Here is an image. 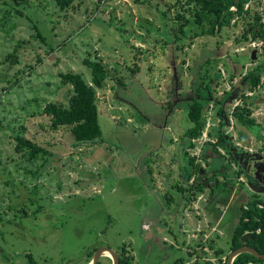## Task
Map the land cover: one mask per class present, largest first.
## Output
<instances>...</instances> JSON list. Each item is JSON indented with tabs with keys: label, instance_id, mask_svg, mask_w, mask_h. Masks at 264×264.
Segmentation results:
<instances>
[{
	"label": "rangeland",
	"instance_id": "1",
	"mask_svg": "<svg viewBox=\"0 0 264 264\" xmlns=\"http://www.w3.org/2000/svg\"><path fill=\"white\" fill-rule=\"evenodd\" d=\"M172 1L81 0L61 9L54 0H11L30 18L0 5V264H88L98 246L125 247L133 264L181 257L218 264L215 249L197 242L215 238L216 247L228 248L242 205L264 191V85L245 92L256 97L251 115L260 124L248 129L233 114L246 75L264 64L262 42L237 44L241 25L233 19L212 36H196L201 27H194L176 50L173 24L163 15ZM134 46L143 56L136 74ZM89 54L116 77L98 88L103 141L80 144L68 127L52 129L42 111L48 102L67 105L73 94L60 73L72 70L91 82L83 64ZM206 82L213 93L206 127L195 148L184 147L192 122L177 103ZM219 133L233 142L231 152ZM17 135L49 153L29 161L16 149ZM208 141H219L223 156ZM202 145L214 155L208 162ZM185 150L199 157V176L209 182L187 206L174 187L184 181ZM100 259L112 264L108 255Z\"/></svg>",
	"mask_w": 264,
	"mask_h": 264
},
{
	"label": "trees",
	"instance_id": "2",
	"mask_svg": "<svg viewBox=\"0 0 264 264\" xmlns=\"http://www.w3.org/2000/svg\"><path fill=\"white\" fill-rule=\"evenodd\" d=\"M12 1L17 5H20L26 0ZM54 1L61 9H67L73 6L75 2L81 0ZM10 2L11 0H0V5L3 4L5 7V5L11 4ZM11 6L13 5L11 4ZM13 7L16 15L30 18V16L25 14V12L21 9L15 6ZM9 15L10 11L4 12V18H7ZM163 15L166 18H169L173 24L174 29L172 33V42L177 45L176 50L182 48L183 38H193V36H191V32L194 27H201L200 32H195L196 36H212L217 33L226 32L231 24V21L235 19L234 25H241V33L235 39V42L237 44H247L251 41L262 42L261 48L262 54H264V0H173L169 3L168 9L164 11ZM97 16L100 17L99 15H96L95 17L97 18ZM2 21L6 22L3 19ZM33 26L37 30V34L35 36L45 41L46 38L39 28H37V24L33 22ZM166 26L167 25L165 24V28ZM184 43L185 42H183V44ZM135 46L134 48L139 51L136 53L139 61L136 59L130 66L132 67V72L134 74L138 73L142 68L141 63L143 58V56L139 57V55H142L140 51L141 48ZM91 55L92 54H89L83 59V64L92 72L91 82L86 81L82 73L74 72L72 70L60 73L63 81L72 86L73 94L70 96L67 105H62L57 102H48L42 111L50 117V126L52 129L68 127L74 135L76 141L80 144H93L98 143L101 140L103 141V130L99 120L101 105L98 101V88H103L109 77L114 75L116 77V74L112 72L113 70L109 68L108 64L103 62L101 59H93ZM15 58L16 56H14V59ZM207 61L209 62V59ZM201 76L202 82L205 80L204 73H202ZM263 76L264 64L259 65L250 71L246 75L245 81L242 83V87L238 90V93H240L239 98L242 99V105H237L233 114L237 122L248 129H251L256 124L260 123H257V118L251 115L252 106H255L256 97L255 95H247L245 92L248 90L252 92L256 91L259 87L264 85ZM211 82H206L204 86L199 85L200 87L195 93L197 96L181 100L186 101L185 104L177 103V106L179 107L185 105L183 107L192 122V126L185 132V136L188 138V141L185 143L184 147L188 146L189 148H195V140L202 136L206 127L204 113L210 104V101L206 98H210V96L213 95L212 87L210 86ZM260 125H264V123ZM219 137H221V140L224 143L220 140V142L217 141L216 143L208 141L205 144L210 145L214 149L213 152L216 151L220 155L222 154L219 152V148L221 147L219 143L222 144L228 152H231L233 142L227 140L225 135L220 134ZM16 138L18 141L16 149L18 151L25 150V156H27L29 161H36L39 155H46L49 153L46 147L37 143L33 139L23 137L22 135H17ZM262 139L264 141V136ZM204 147L205 145H202L201 151L203 154L205 153ZM262 149L264 153V143ZM184 156V164L180 165L181 177H183L184 181L180 184L177 183L174 187L179 193H182L184 200L183 204L187 206L188 204H191L198 195L204 193L205 185H209V182L208 180H203L202 176H199L201 171H203L202 164L197 161V158L199 157L190 156L189 151L186 150L184 152ZM213 156V153L208 156L207 154H204L201 158H205L208 162ZM211 162L212 161H210L209 164ZM193 176H195V180L190 182V178ZM184 183L186 185H184ZM216 184H219V179ZM210 225H212L211 222ZM216 231L218 230L216 229ZM246 234H249L250 236L243 241L242 238ZM197 244L200 245L202 249L206 247V245L215 249V254L217 258H219L218 264H227L230 252L244 245L251 246L260 253L264 254V191H257L252 194L248 201L242 205L240 218L234 228L228 248H223L221 246L216 247L215 238H209L208 241H201L200 243L197 242ZM192 246L194 248V245ZM98 247L88 253V262H90L95 250ZM118 254L120 256V264H133L134 258L126 253L125 247L122 249V252H118ZM223 256L226 258L222 260ZM185 263H187L186 258L181 257L175 259L172 264ZM30 264L38 263L34 259L30 258ZM99 264H103L101 259ZM189 264L213 263L196 259ZM233 264H264V259H260L255 255L246 252L240 254L235 259Z\"/></svg>",
	"mask_w": 264,
	"mask_h": 264
},
{
	"label": "water",
	"instance_id": "3",
	"mask_svg": "<svg viewBox=\"0 0 264 264\" xmlns=\"http://www.w3.org/2000/svg\"><path fill=\"white\" fill-rule=\"evenodd\" d=\"M252 58H256V51L254 50L252 53ZM249 234H246L243 236L242 240L245 241L247 239V237H249ZM251 253L253 255H255L256 257L260 258V259H264V254L260 253L258 250H256L255 248L248 246V245H244L241 246L233 251L230 252L229 257H228V263L227 264H233L235 259L242 253ZM110 256V258L112 259V264H120V256L118 254L117 251H115L113 248L109 247V246H99L90 262L88 264H99L100 258L103 256Z\"/></svg>",
	"mask_w": 264,
	"mask_h": 264
},
{
	"label": "crops",
	"instance_id": "4",
	"mask_svg": "<svg viewBox=\"0 0 264 264\" xmlns=\"http://www.w3.org/2000/svg\"><path fill=\"white\" fill-rule=\"evenodd\" d=\"M215 227V226H214ZM216 230V227H215V229L213 230V231H215ZM218 230V229H217ZM194 244H195V242H194Z\"/></svg>",
	"mask_w": 264,
	"mask_h": 264
}]
</instances>
